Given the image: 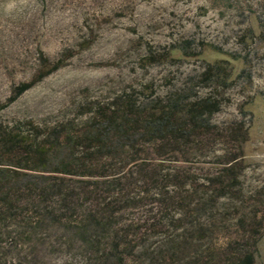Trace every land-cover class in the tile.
<instances>
[{
    "label": "rangeland",
    "instance_id": "obj_1",
    "mask_svg": "<svg viewBox=\"0 0 264 264\" xmlns=\"http://www.w3.org/2000/svg\"><path fill=\"white\" fill-rule=\"evenodd\" d=\"M57 62V70L37 80ZM208 70L213 77L203 82ZM33 81L0 110L2 127L31 122L45 129L72 121L83 129L96 106L129 94L144 105L166 101L176 90L219 99L220 110L208 121L222 136L203 154L140 156L137 163L156 173L148 185L139 175L123 178L120 169L101 178L122 179L126 187L127 202L117 207L121 225H140L156 214L161 195H173L174 175L183 189L209 187L207 179L219 175L228 153L237 157L238 186L217 198V214L229 229L220 221L214 243L236 236L231 225L238 214L263 211L264 0H0V106L18 85ZM235 129L243 139L239 148L225 134ZM96 193L78 209V218L114 199V192ZM31 202H22L16 220L0 223V264H82L76 251L60 245L59 227L34 238V255L12 243L35 218ZM255 258L264 264V227Z\"/></svg>",
    "mask_w": 264,
    "mask_h": 264
},
{
    "label": "trees",
    "instance_id": "obj_2",
    "mask_svg": "<svg viewBox=\"0 0 264 264\" xmlns=\"http://www.w3.org/2000/svg\"><path fill=\"white\" fill-rule=\"evenodd\" d=\"M59 67L60 63H55L37 80ZM212 77L208 70L202 81ZM34 83L18 85L0 110ZM189 96L194 100L189 101ZM220 105L215 97L198 98L194 92L189 95L183 90L169 94L166 101L155 99L149 105L129 94L96 106L94 117L83 124V129L72 121L45 129L31 122L25 126L0 125V223L16 220L23 210L22 202L31 199L35 218L25 222L24 230L12 242L26 248V256L37 252L34 238L39 233L59 227L60 245L76 251L74 256L80 255L82 264H256L257 243L264 227V202L263 211L255 208L249 217L238 214L231 225L235 237H229L221 246L214 243L220 221L225 232L229 229L215 205L217 198L238 186L235 155L223 156L224 167L219 175L207 179L209 187L183 189L182 180L174 175L173 195H161L156 214L150 213L135 226L118 221L117 207L121 200L127 202L122 179L101 181L110 169H120L125 170L123 178L139 175L148 185L156 173L137 161L150 151L183 158L203 154L214 138L222 136L208 121L219 112ZM225 134L239 148L243 139L238 130ZM99 190L104 194L114 192V199L96 210L87 209L78 218V209L98 198ZM20 263L18 259L14 264Z\"/></svg>",
    "mask_w": 264,
    "mask_h": 264
}]
</instances>
